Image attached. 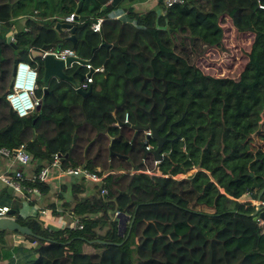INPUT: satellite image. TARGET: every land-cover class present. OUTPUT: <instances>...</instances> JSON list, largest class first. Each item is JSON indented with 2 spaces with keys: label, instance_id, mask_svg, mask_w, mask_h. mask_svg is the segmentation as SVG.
I'll list each match as a JSON object with an SVG mask.
<instances>
[{
  "label": "trees",
  "instance_id": "trees-1",
  "mask_svg": "<svg viewBox=\"0 0 264 264\" xmlns=\"http://www.w3.org/2000/svg\"><path fill=\"white\" fill-rule=\"evenodd\" d=\"M77 1L81 4L75 14ZM111 4L0 0V38L15 30L19 18H25L26 28L16 30L13 45L0 43V81L7 80L10 61L2 53L11 58L17 51L13 63L28 62L27 50L42 45L72 48L91 66L101 67L91 75L92 91L83 98L72 82L45 81L37 96L39 110L27 117H17L0 94V148L23 144L42 164L60 154L61 168L80 167L98 176L103 175L95 169L103 164L101 159L109 163L100 182L61 184L55 194L61 201L63 193H70L72 206L68 201L61 206L78 219L79 228L53 229L37 214L22 217L2 187L0 205L14 210V220L32 235L0 230V261L12 264L15 253L21 264H264V233L253 218L255 209L236 200L244 192L255 199L264 188V152L255 151L250 137L236 130L238 119L248 112L238 89L247 93L264 82V9L258 7L264 0H182L165 8L164 14L129 7L133 23L107 17ZM71 13L77 21L74 46L54 30L55 22ZM96 17H102L99 33L89 30ZM225 17L236 31L250 32L256 40L236 78L203 74L189 61L202 47L221 48ZM164 87L163 132L170 124L178 137L163 144L161 159L148 167L141 141L135 148L129 146L126 154L116 151L129 144L118 129L128 128L113 123L122 121L125 113L131 124L146 123L150 109L157 125L163 118ZM147 168L159 175L142 172ZM179 174L186 175L174 178ZM252 178L259 185L256 189L251 188ZM30 186L40 197L49 193L45 184ZM259 199L264 200V189ZM46 206L56 214L54 202ZM117 214L127 217L122 235ZM6 234H16L29 245L13 250L4 240ZM78 242L94 252L80 253L91 248Z\"/></svg>",
  "mask_w": 264,
  "mask_h": 264
},
{
  "label": "built area",
  "instance_id": "built-area-1",
  "mask_svg": "<svg viewBox=\"0 0 264 264\" xmlns=\"http://www.w3.org/2000/svg\"><path fill=\"white\" fill-rule=\"evenodd\" d=\"M174 3H182V0H161L162 9L159 11L160 14H164V9L171 6ZM258 7L264 9V5L258 4ZM102 22V17H96L89 23V30L94 33H99L100 25ZM60 23H69L73 25L77 24L75 19V14L71 13L64 17ZM23 30L26 31V28L23 27ZM10 35L9 41H14V34ZM32 50L40 51L39 59H41L46 54H51L55 58L64 59L66 56L78 57L72 48H61L56 49L51 46L47 50L38 49H28V54L30 55ZM31 57V56H30ZM33 63V64H32ZM38 65V60L32 59L30 62L25 61H17L12 66L10 82L8 88L4 93V100L6 101L9 109L19 118L27 117L33 114L35 111V106L38 104L39 98L35 95V91L37 89V79L38 72L36 67ZM86 73L91 71L93 72L101 71V67H93L90 65L88 60H86L85 64L82 65ZM86 73L83 74L82 81L78 82L77 87L83 91H86L88 86H90L92 82L91 74L86 76ZM127 113L123 115V122L127 121ZM114 125L118 127V123L114 122ZM142 132V136L145 139V136L150 135V130L146 129ZM260 143V144H259ZM259 145L255 147V151L260 150L264 152V141L259 140ZM153 146L145 141V150L152 149ZM0 159L4 160L5 166L0 171V183L5 187L11 188V193H15V197H19L21 199L32 200L35 197L39 196V191L36 187L30 186V184H45L47 186H56L59 182L64 181L65 179H75L74 181H82V182H92L97 183L100 182L105 174L98 176L92 172H89L80 167H68L61 168V156L58 154L51 155V160L48 163L42 164L38 159H34L30 153L27 152L25 146L23 144L18 145L13 149L0 148ZM153 163H156L153 160ZM12 164H15L16 167L14 169L9 170ZM264 167V163H263ZM23 169H29L30 172L25 174L23 173ZM123 173H131L135 171H118ZM147 174H157L152 173L151 171L145 170L142 171ZM186 174H179L177 176H185ZM174 176V178H177ZM70 181V180H69ZM262 181L264 182V175L262 177ZM31 198V199H30ZM238 202H248L255 209V215L264 209V200H260L259 198H251L249 199V192H244L240 197L236 198ZM9 207L7 205H0V218L1 217H9L7 212ZM57 211V210H56ZM19 212V210H18ZM48 213H51L50 209H41L37 216L42 223V219L40 215L46 216ZM20 214V213H19ZM34 215V214H33ZM71 217L69 224L72 227L80 225L78 224V219L75 217ZM257 223L261 227V233H264V222H262L256 216ZM43 224V223H42ZM67 225V224H66ZM45 226V225H44ZM65 227V226H64ZM34 243H31L33 245ZM8 264V263H6ZM12 264H21L17 257L13 258Z\"/></svg>",
  "mask_w": 264,
  "mask_h": 264
},
{
  "label": "rangeland",
  "instance_id": "rangeland-1",
  "mask_svg": "<svg viewBox=\"0 0 264 264\" xmlns=\"http://www.w3.org/2000/svg\"><path fill=\"white\" fill-rule=\"evenodd\" d=\"M23 27V25L15 24L14 28L15 30H18ZM221 27L223 29V36L221 39V48L220 49H214V48H205L202 47L200 51L196 50V52H193L190 55V63L193 66H196L203 74L214 76V77H224L227 75L232 76L233 78H236L239 72L242 70L244 64L246 63L248 59V53L252 50L253 45L255 44L256 40L253 37V34L250 32H238L236 31L230 24V21L227 17H225V20L221 24ZM57 33V36L59 38L65 37V34L63 33ZM4 35V34H3ZM28 52V50H27ZM257 57H260V51H257ZM10 58L9 53L4 52L2 55L10 60L7 64L8 68V76L7 80L0 81V94L4 93L6 90V85H8L11 77V70L12 65L14 64V60H16L18 57L16 54L17 51L14 52ZM27 61L29 62L31 57L28 55ZM36 70L38 72V79H37V89L35 91V95H39V90L43 89L44 82L42 80V69L40 66L37 65ZM264 70V66H263ZM260 84L252 89V91H248L247 93L242 91V89H238V94L241 98H243L244 105L248 108V112H246L245 115H243L242 118L238 119L236 130L240 131L242 134L245 133L246 136L251 140V146L254 148L257 145H259V140L264 141V82H259ZM245 93L247 95H245ZM35 112V111H34ZM33 112V113H34ZM245 123V124H244ZM119 135L121 134L125 140H128L129 143L128 146H126L123 149V146H118L116 151L119 153H125L127 152V149L129 146L131 147H137V143L143 140L142 133L134 131L130 129H118ZM117 135H114V137H118ZM131 136H133V139L131 140ZM259 143V144H258ZM94 152V149H93ZM101 162H103L102 165H98L95 169L101 170L102 174L106 172V166L109 164L106 157L104 159H101ZM131 160H128V163H130ZM145 165L148 167H151L154 165V163L151 161V159H146L144 161ZM148 171H150L149 168H147ZM183 176H177V178H180ZM86 183V182H84ZM92 183V182H90ZM91 185V184H90ZM57 190H52L48 194L42 196L40 198L41 200H36L33 202H29L28 199H21L19 197H16L15 193H10V198L15 200V204L18 207L19 213L22 216L31 215V214H37L39 211L44 208L46 203L49 202H56V205H58L60 208L62 201H68L69 206H72L73 201L71 200L70 193L65 192L63 193V200L58 201L56 200L55 194L57 193ZM63 209V208H62ZM68 213V211H66ZM69 214V213H68ZM40 218L42 219L43 225L49 228H53V224L51 223L53 220H55L57 223L61 224V228H64V222L66 219L64 217H61L58 214H51L48 213L46 216L40 215ZM124 217L121 215H116L115 219L116 221ZM127 221V218H125V222ZM8 238H6L7 240ZM22 240V239H21ZM9 243V241L7 240ZM23 243L28 244L27 241H23ZM31 245V243H30ZM262 246L264 245L261 244ZM89 251L94 252L93 249H90ZM102 251V249L100 250ZM99 251V252H100ZM97 252V253H99Z\"/></svg>",
  "mask_w": 264,
  "mask_h": 264
},
{
  "label": "water",
  "instance_id": "water-1",
  "mask_svg": "<svg viewBox=\"0 0 264 264\" xmlns=\"http://www.w3.org/2000/svg\"><path fill=\"white\" fill-rule=\"evenodd\" d=\"M111 3H113V0L110 1ZM81 1H77V7L75 9V14H77L78 9L80 7ZM76 19V16H75ZM74 29L75 26L71 25L69 23H60V22H55L54 25V30L58 33H62L64 32H68V35L65 36L66 39H68L72 46L75 45L76 40L74 37ZM9 37L10 35H5L3 37L0 38V43H8L9 45H13V43L11 41H9ZM104 45V44H103ZM51 47V45H42L40 47V50H47ZM56 49L59 48V46L55 47ZM39 54L40 51L37 50H32L30 55L32 59H37L38 61L41 62V69H42V80L43 82L47 81L50 78H55L57 80H64V81H69V82H80L83 79V74L79 73V67L83 64H85L86 60L79 58V57H72V56H66L64 59H58L55 58L54 56H52L51 54H46L44 55L41 59H39ZM72 63H76L78 64V66L72 71V73L67 74L65 72L66 69L71 67ZM91 71H89L88 73H86V76L90 75ZM75 76H77V79L75 80ZM91 85L88 86L86 91H83L81 89H79L78 87H76L75 91L76 93H78L82 98L89 95L91 93ZM165 87L160 91V94L162 96V105L160 108V112L163 115V120L158 123L157 125H154L150 116V109L147 111V116H148V120L146 123H139L136 122L134 124L128 123V122H122L120 120H116V122L118 123V127H127L128 129L134 130L136 132H140V131H144L146 129L150 130V135L149 136H145V139H143L140 143V148L142 149L143 155H145L146 153H151L153 160L155 162H158L161 159V152H162V145L166 140V135L167 133L163 134V135H159V133L163 130V126L165 123V119H166V114L164 112L165 107H166V96H165ZM46 91V90H45ZM41 103V99H39L38 104L35 106V111L39 110V106ZM178 135L176 134L174 136V138H177ZM153 141L154 145H153V149L147 151L144 149L145 146V141L149 142V141ZM112 154V153H110ZM60 155V154H58ZM114 155L119 156V154L114 153ZM65 156V155H64ZM248 176L252 177L251 173H248ZM252 189H256L259 187V185L255 182V179L252 178ZM264 189V188H263ZM263 189L260 191V193L257 195V198H259L261 192L263 191ZM6 192L8 194L11 193V188L10 187H6ZM13 213L14 210L9 209L7 212V215H9V217H1L0 218V230H8V231H17L20 235H27L30 236L32 235L31 231L23 225H19L13 218ZM124 217L117 220V229H118V234L122 235L124 228H125V218H127L125 215H121ZM256 216L258 217V219H260L262 222H264V209L260 210L257 215H253V218L256 219ZM116 220V219H115ZM133 220V216L130 219V224ZM130 224L128 226V228L130 227ZM70 228H72V225L70 224L69 226ZM127 236V233L126 235Z\"/></svg>",
  "mask_w": 264,
  "mask_h": 264
},
{
  "label": "crops",
  "instance_id": "crops-1",
  "mask_svg": "<svg viewBox=\"0 0 264 264\" xmlns=\"http://www.w3.org/2000/svg\"><path fill=\"white\" fill-rule=\"evenodd\" d=\"M110 1H112V0H110ZM113 3L114 4H111L112 5V8L108 11V15H107V17H109V18H118V19H120V20H122V21H125V22H127V23H133V19L132 18H130L128 15H127V9L129 8V7H131L133 10H137V11H141V10H148V9H154L155 11H157V12H159L160 10H161V7H162V4H161V0H113ZM109 4V3H108ZM24 22H25V18L24 17H22V18H19V20H18V24H20V25H23L24 24ZM16 32V30H11V31H8V32H5L4 33V35L3 36H5V35H8V34H14ZM63 34H65V36H67L68 35V32H62ZM31 59V58H30ZM30 62V61H29ZM33 64V63H32ZM74 65H77L78 66V64H76V63H72L71 64V69H74L75 67H74ZM13 66V65H12ZM79 68H81L82 70L81 71H79V73H81V74H85L86 72H87V70H85L84 68H83V66L81 65ZM12 71V70H11ZM100 71H98V73H99ZM94 73H97V72H94ZM68 74V73H67ZM93 74V73H92ZM91 74V75H92ZM75 79H77V76L75 77ZM10 82V81H9ZM8 85H9V83H8ZM77 85H78V82H72V87L74 88V90L76 89V87H77ZM7 88H8V86H7ZM6 88V89H7ZM91 89H92V87H91ZM6 91V90H5ZM92 91V90H91ZM5 93V92H4ZM113 125H114V123H113ZM115 126V125H114ZM117 127V126H116ZM117 128H119V127H117ZM131 130V129H130ZM133 139V136H131V140ZM29 153V152H28ZM119 156H121V155H119ZM5 166V162H4V160H1L0 159V171L3 169V167ZM16 167V165L15 164H12L11 165V167L9 168V170H11V169H14ZM23 173H25V174H27V173H29L30 172V170L29 169H23V171H22ZM70 180V181H69ZM75 179L73 178L72 180L71 179H68V180H64V181H61V182H59L56 186H48V188H49V192L50 191H52V190H57L58 188H59V186L61 185V184H74V183H79V182H82V181H74ZM2 187H4L1 183H0V189L2 188ZM40 198H42V197H40V196H37V197H35L34 199H33V201H36L37 199L38 200H41ZM252 198V196H251V194H249V199H251ZM31 199V198H30ZM32 201V202H33ZM55 204H56V202H54ZM47 206H46V204H45V206H44V208H42V209H49V208H46ZM56 214H58V215H60L61 217H66L65 219H66V221L64 222V226L65 227H69L70 226V224H69V222H70V216H69V214L66 212V211H64L62 208H60L58 205H56ZM21 214V213H20ZM53 214V213H52ZM31 215H33V214H31ZM55 215V214H54ZM22 216V215H21ZM27 216V215H26ZM22 217H24V216H22ZM52 224H53V229H61V224L60 223H57L55 220H53L52 222H51ZM67 224V225H66ZM6 238H8L7 240L9 241V243L7 242V240H6ZM22 238L20 237V236H18V235H16V234H6L5 236H4V240H5V242H6V244L8 245V246H10L13 250H15V248L17 247V245H19V244H24V245H29V244H25V243H23V241L24 240H21ZM78 243H80V244H84L85 246H87V247H89V248H93L92 246H90V245H88V244H86V243H81V242H78ZM90 250V249H89ZM79 251L80 253H85V254H89V253H93L92 251ZM14 257H16L15 256V253L13 254V256H12V258H14ZM19 257V256H18ZM17 260H18V258H17ZM19 261V260H18ZM6 263H8V262H5V260H3V261H0V264H6Z\"/></svg>",
  "mask_w": 264,
  "mask_h": 264
},
{
  "label": "flooded vegetation",
  "instance_id": "flooded-vegetation-1",
  "mask_svg": "<svg viewBox=\"0 0 264 264\" xmlns=\"http://www.w3.org/2000/svg\"><path fill=\"white\" fill-rule=\"evenodd\" d=\"M161 113V112H160ZM162 114V113H161ZM128 116V115H127ZM163 116V115H162ZM183 116V113L181 114V117ZM167 118V117H166ZM162 120H163V118H162ZM161 120V121H162ZM127 121H128V123H130L129 122V120H128V117H127ZM160 121V122H161ZM160 122H158V123H160ZM167 123V121H166V119H165V123H164V126H165V124ZM169 123V122H168ZM156 125V124H155ZM164 126H163V128H164ZM168 132V133H167ZM165 133H167V135H166V140H165V142L163 143V144H165L166 142H168V143H171L172 142V140L174 139V136H175V134L173 133V131H172V129H171V125L170 124H167V131H165V132H163V130L159 133V135H163V134H165ZM174 134V136H172ZM169 135H171V137L169 136ZM163 146V145H162ZM153 149V148H152ZM149 150H151V149H149ZM148 150V151H149ZM143 156H147V159H150V157H152V154L151 153H146L145 155H143ZM152 159H153V157H152Z\"/></svg>",
  "mask_w": 264,
  "mask_h": 264
},
{
  "label": "clouds",
  "instance_id": "clouds-1",
  "mask_svg": "<svg viewBox=\"0 0 264 264\" xmlns=\"http://www.w3.org/2000/svg\"><path fill=\"white\" fill-rule=\"evenodd\" d=\"M123 119V118H122ZM123 122V121H122ZM132 131H134V130H132ZM143 131V130H142ZM135 133H137L136 131H134ZM140 133H142L141 131H140ZM142 141V140H141ZM149 143V142H148ZM150 144V143H149ZM152 145V144H151ZM153 146V145H152Z\"/></svg>",
  "mask_w": 264,
  "mask_h": 264
}]
</instances>
